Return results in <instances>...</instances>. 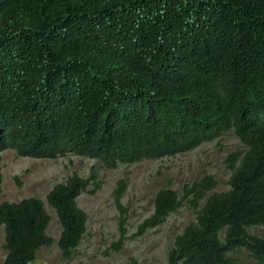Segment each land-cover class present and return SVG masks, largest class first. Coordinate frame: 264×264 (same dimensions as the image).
I'll use <instances>...</instances> for the list:
<instances>
[{
	"label": "trees",
	"instance_id": "trees-1",
	"mask_svg": "<svg viewBox=\"0 0 264 264\" xmlns=\"http://www.w3.org/2000/svg\"><path fill=\"white\" fill-rule=\"evenodd\" d=\"M226 131L243 145L225 157L228 187L208 192L207 172L180 193L160 186L136 225L141 233L188 202L194 218L174 235L170 264H264V232L250 231L264 225V0H0V151L113 167ZM93 177L71 172L45 193L63 258L85 230L76 196L99 186ZM124 187L118 178L112 189L115 249L126 236ZM48 219L37 196L1 200L0 264L32 260L52 240Z\"/></svg>",
	"mask_w": 264,
	"mask_h": 264
},
{
	"label": "rangeland",
	"instance_id": "rangeland-1",
	"mask_svg": "<svg viewBox=\"0 0 264 264\" xmlns=\"http://www.w3.org/2000/svg\"><path fill=\"white\" fill-rule=\"evenodd\" d=\"M242 147L240 140L231 131H226L183 152L118 163L113 167L74 153L55 158L32 157L5 148L0 151V201L34 195L43 201L49 215L45 233L52 240L47 245H40L27 264H124L130 257H134L138 264H170L166 253L172 239L195 213L183 199L159 224L135 234L137 223L151 212L155 189L168 186L180 193L183 183L207 172L216 181L208 192L223 190L228 187L230 172L225 157L230 151ZM91 171L94 177L90 181L99 179L100 184L92 190L93 184L89 182L76 196V203L86 212L85 230L71 255L63 258L56 244L60 225L53 208L45 200V193L54 182L63 180L71 172L88 176ZM118 178L125 182L120 201L126 207L123 213L126 236L115 249L113 243L119 232L118 209L113 203L112 189ZM250 231L264 232V225L252 226ZM2 239L0 224V261L5 252Z\"/></svg>",
	"mask_w": 264,
	"mask_h": 264
}]
</instances>
